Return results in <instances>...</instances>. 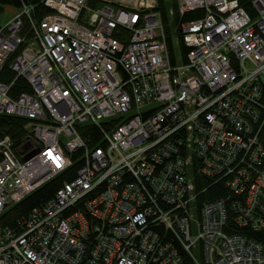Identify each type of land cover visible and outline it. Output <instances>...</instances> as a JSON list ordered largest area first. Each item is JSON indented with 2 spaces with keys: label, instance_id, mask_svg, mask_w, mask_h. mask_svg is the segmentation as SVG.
Masks as SVG:
<instances>
[{
  "label": "built area",
  "instance_id": "built-area-1",
  "mask_svg": "<svg viewBox=\"0 0 264 264\" xmlns=\"http://www.w3.org/2000/svg\"><path fill=\"white\" fill-rule=\"evenodd\" d=\"M176 4L20 0L0 23V115L24 120L0 136V264H264L235 231L264 228V0Z\"/></svg>",
  "mask_w": 264,
  "mask_h": 264
},
{
  "label": "trees",
  "instance_id": "trees-1",
  "mask_svg": "<svg viewBox=\"0 0 264 264\" xmlns=\"http://www.w3.org/2000/svg\"><path fill=\"white\" fill-rule=\"evenodd\" d=\"M30 2H35L36 0H29ZM239 5L242 6L246 10H250V0H238ZM20 5V0H0V23L10 14L7 11L8 8L17 9ZM176 0H156L155 9L159 11L161 19L166 21V13L169 8L174 10L173 21L175 22L178 17V12L176 10ZM202 11H186L181 16V20H188L197 16H200ZM164 30L166 32V42L167 48L170 52H172V47L170 44V38L168 36V27L165 26ZM178 50L181 54H184L186 48L183 46L181 42L178 44ZM12 72L8 69V66L5 65L4 69L0 73V79H10L12 77ZM16 91L27 90L26 85L24 84V80L20 77H17L14 81ZM24 120L19 117H12L6 115H0V136L3 134L10 135L13 139L20 137L23 133L22 124ZM88 128V127H87ZM90 128V127H89ZM95 130L93 129V132ZM82 136L85 137V132H82ZM77 163L73 162L70 168L67 171L62 172L57 177H54L23 197L20 201L10 206L2 216L1 222L11 225L16 218H20L25 216L27 212L33 207L38 206L48 200L54 193L55 189L59 186L62 179H70L72 175H74V170L77 167ZM206 182V183H205ZM205 185H207V189L203 194L198 196L196 199L197 204L199 205L202 201L209 200L211 198L220 195L221 187L218 185V182L215 180L205 181ZM215 182V183H214ZM197 188V179L195 181ZM201 184H203L201 182ZM228 208V205H227ZM229 211V210H228ZM244 232L246 235L253 237L258 241H262L264 244V228L260 231H251L243 228H237L235 231ZM186 264H191L190 260L187 256L184 257Z\"/></svg>",
  "mask_w": 264,
  "mask_h": 264
},
{
  "label": "water",
  "instance_id": "water-1",
  "mask_svg": "<svg viewBox=\"0 0 264 264\" xmlns=\"http://www.w3.org/2000/svg\"><path fill=\"white\" fill-rule=\"evenodd\" d=\"M8 11H9V12H12V9H11V8H8ZM25 158H26V157H25Z\"/></svg>",
  "mask_w": 264,
  "mask_h": 264
},
{
  "label": "rangeland",
  "instance_id": "rangeland-1",
  "mask_svg": "<svg viewBox=\"0 0 264 264\" xmlns=\"http://www.w3.org/2000/svg\"><path fill=\"white\" fill-rule=\"evenodd\" d=\"M7 11H8V9H7ZM174 48H175V50L177 51V48H176V46H175Z\"/></svg>",
  "mask_w": 264,
  "mask_h": 264
},
{
  "label": "bare ground",
  "instance_id": "bare-ground-1",
  "mask_svg": "<svg viewBox=\"0 0 264 264\" xmlns=\"http://www.w3.org/2000/svg\"><path fill=\"white\" fill-rule=\"evenodd\" d=\"M167 39V38H166ZM167 43V42H166ZM168 47V46H167Z\"/></svg>",
  "mask_w": 264,
  "mask_h": 264
}]
</instances>
